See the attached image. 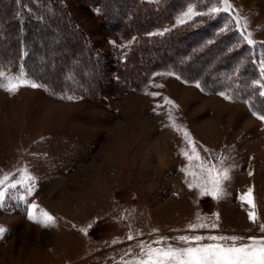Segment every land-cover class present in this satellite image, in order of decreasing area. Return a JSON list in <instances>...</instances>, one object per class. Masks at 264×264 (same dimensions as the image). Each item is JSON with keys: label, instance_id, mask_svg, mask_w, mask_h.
Instances as JSON below:
<instances>
[{"label": "rangeland", "instance_id": "1", "mask_svg": "<svg viewBox=\"0 0 264 264\" xmlns=\"http://www.w3.org/2000/svg\"><path fill=\"white\" fill-rule=\"evenodd\" d=\"M61 1L102 52L133 42L99 33L102 20L88 11L90 0ZM209 1L183 0L184 5L153 33L196 26L193 21L199 15L179 25L177 20L190 7L202 14L223 7L218 0L207 10L197 6ZM228 4L248 38L264 42V0H228ZM204 37L184 48L198 49ZM58 44L43 45L40 51L50 55L61 48ZM258 54V67L264 71V50ZM37 68L57 77L51 63ZM0 71L5 73L0 78L3 83L6 77L21 74ZM250 76L242 79L243 84ZM24 78L40 87L23 86L14 94L0 88V178L9 175L2 187L21 181L7 188L0 201V228L4 229L0 264H122L139 255L140 242L166 238L165 244L182 246L176 237L239 236L245 241L238 243H243L248 237L264 236L260 231L264 224V121L242 93L207 94L200 83L161 70L137 91L96 102L81 96L52 97L42 84ZM232 85L237 91L239 85ZM165 98L176 107L166 104ZM173 120L190 134L206 160L217 163V157H226L223 166L229 169L230 179L224 182L219 200L202 197L185 183L191 177L181 171L189 165L182 152L189 145L183 132L172 127ZM249 188L259 217L256 223L248 220L249 207L239 199ZM33 204L38 206L37 214L43 209L54 216L55 225L45 227L30 220ZM198 216L218 227L190 231V224L199 223ZM81 229H87V235ZM129 235L134 239L128 240Z\"/></svg>", "mask_w": 264, "mask_h": 264}, {"label": "trees", "instance_id": "2", "mask_svg": "<svg viewBox=\"0 0 264 264\" xmlns=\"http://www.w3.org/2000/svg\"><path fill=\"white\" fill-rule=\"evenodd\" d=\"M182 2L123 0L112 4L90 0L88 11L102 20L99 33L133 40L104 53L74 23L61 0H0V68L23 73L42 84L52 97L81 96L96 102L107 96L119 99L129 90L142 88L151 74L168 70L187 82L200 83L207 94L242 93L250 108L264 114V96L260 95L264 92V71L258 67L264 42L248 44L232 9L223 10L226 5L222 0H218L224 7L221 11L197 16L194 27L185 25L163 35L153 33L184 5ZM218 2L196 3L207 10ZM201 36L205 37L198 39L202 42L198 49L184 48ZM54 42L61 48L50 55L40 51L43 45ZM50 63L56 78L37 68ZM249 76L251 80L243 84L242 79ZM232 83L239 85L237 91Z\"/></svg>", "mask_w": 264, "mask_h": 264}, {"label": "snow or ice", "instance_id": "3", "mask_svg": "<svg viewBox=\"0 0 264 264\" xmlns=\"http://www.w3.org/2000/svg\"><path fill=\"white\" fill-rule=\"evenodd\" d=\"M226 7L224 11H229L231 5L228 4V0H223ZM221 11L220 8L210 9L211 13H217ZM202 13H194L190 7L181 18L177 20V24H183L187 19H191L193 15H201ZM165 31H168L167 29ZM163 35L164 33H159ZM248 44H252L253 41L245 37ZM0 78H5V73L0 71ZM28 86L32 88L40 87L34 82H30L24 78L23 73L19 76L6 77V83L0 82V88H3L9 93H15L20 87ZM199 87V85H196ZM154 95V94H153ZM221 95H224L221 93ZM261 96H264V92H260ZM72 99V97H68ZM225 99L229 97L225 96ZM165 103L176 107L173 101L165 98ZM253 115H256L253 112ZM261 121H264V114L257 117ZM169 119L172 120L171 112L169 111ZM172 127L177 131L183 132V137L189 145V150L182 152V155L189 161V165L181 171H183L186 177L185 183L191 190L193 188L198 189L200 196H209L214 200H219L223 195V184L230 179L229 169L224 167V160L226 157H217V163H212L210 160H206L202 157L196 147L195 142L192 140L190 134L183 129H180L172 122ZM207 151V149H205ZM249 175H252L249 172ZM28 180L33 179L31 176L26 177ZM9 180V175L5 174L0 178V201L4 199L7 188H15L21 181H16L7 185V188L2 187L5 182ZM252 188H249L246 193L241 195L239 199L242 203L248 205L249 210L247 212L248 220L252 223H256L259 219L255 208L254 197L252 195ZM38 206L33 204L28 214V218L34 222L40 223L45 227L55 225V217L48 213L46 210L41 209L37 214L34 210ZM217 219H219L217 214ZM199 223L190 224L188 229L190 231H196L202 228L215 229L218 227L216 223L206 224L203 222L202 217H197ZM91 227V225H89ZM4 229L0 228V232ZM81 231L87 235V229H81ZM260 231L264 232V224L260 225ZM128 240L134 239L132 235L127 237ZM165 239L154 240L151 244L140 242L137 247L140 249L138 256L128 261H122V264H264V236L262 237H248L246 242L244 237L239 236H223V235H194V236H179L176 237L178 245L173 246L171 244H165ZM203 241H209V243H203ZM117 241H114V243ZM131 249H128L126 254H130Z\"/></svg>", "mask_w": 264, "mask_h": 264}]
</instances>
